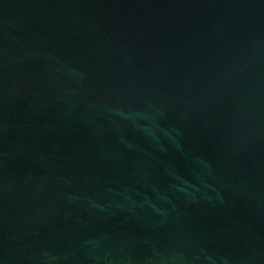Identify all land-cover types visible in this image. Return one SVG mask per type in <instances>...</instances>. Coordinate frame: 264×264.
<instances>
[{"label":"water","instance_id":"95a60500","mask_svg":"<svg viewBox=\"0 0 264 264\" xmlns=\"http://www.w3.org/2000/svg\"><path fill=\"white\" fill-rule=\"evenodd\" d=\"M0 264H264V0H0Z\"/></svg>","mask_w":264,"mask_h":264}]
</instances>
